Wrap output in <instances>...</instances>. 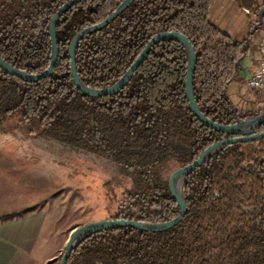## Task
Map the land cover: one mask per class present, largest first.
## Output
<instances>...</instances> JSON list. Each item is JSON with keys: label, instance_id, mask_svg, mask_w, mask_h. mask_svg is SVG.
I'll return each instance as SVG.
<instances>
[{"label": "trees", "instance_id": "1", "mask_svg": "<svg viewBox=\"0 0 264 264\" xmlns=\"http://www.w3.org/2000/svg\"><path fill=\"white\" fill-rule=\"evenodd\" d=\"M69 1L0 0V57L30 75L43 73L51 60V19ZM123 1L82 0L62 15L49 77L28 82L0 68V133L16 119L15 127L28 126L31 135L112 163L131 185L109 219L164 223L180 211L169 190L170 171L237 135L211 129L193 115L186 94L188 52L172 39L152 47L114 95L93 98L75 86L72 38ZM214 2L134 0L108 26L79 41L80 80L92 89L111 87L155 35L178 32L196 53L193 94L200 112L223 126L259 116L264 108L238 110L227 95L229 84L243 83L239 61L252 45L250 37L234 40L210 21ZM182 191L186 213L176 226L94 233L67 264H264V139L224 147L186 176Z\"/></svg>", "mask_w": 264, "mask_h": 264}, {"label": "rangeland", "instance_id": "2", "mask_svg": "<svg viewBox=\"0 0 264 264\" xmlns=\"http://www.w3.org/2000/svg\"><path fill=\"white\" fill-rule=\"evenodd\" d=\"M257 21L264 23L260 17ZM15 125L12 119L9 131L0 133V188L13 193L23 188L48 193L40 197L43 201L38 206L53 205L60 226L66 224L67 239L74 228L113 215L131 185L118 167L91 153L31 135L28 126Z\"/></svg>", "mask_w": 264, "mask_h": 264}, {"label": "crops", "instance_id": "3", "mask_svg": "<svg viewBox=\"0 0 264 264\" xmlns=\"http://www.w3.org/2000/svg\"><path fill=\"white\" fill-rule=\"evenodd\" d=\"M263 8L264 0H215L209 15L210 21L232 39L250 37L252 50L239 62L243 83H231L226 91L241 111L264 108V93L246 85V77L257 70L260 51L264 50V23L257 21ZM43 195L48 193L25 188L13 193L0 188V264H58L67 227L60 226L59 212L52 211L51 203L38 206ZM9 215L14 217L2 219Z\"/></svg>", "mask_w": 264, "mask_h": 264}, {"label": "water", "instance_id": "4", "mask_svg": "<svg viewBox=\"0 0 264 264\" xmlns=\"http://www.w3.org/2000/svg\"><path fill=\"white\" fill-rule=\"evenodd\" d=\"M81 1L82 0H71L69 2H66L51 19L50 28H49L50 39H51V60H50L48 68L43 73L39 75H30L26 71H20V70L15 69L1 57H0V68L4 69L6 72H8L11 75L16 76L28 82H36V81L49 77L55 69L56 61L58 58V48H57V42H56L57 23L66 11H68L70 8L77 5ZM133 2L134 0H124L117 7V9L114 12H112L105 20H103L99 24L90 26L88 28H85L79 31L72 38L70 45H69L68 53L70 57V73H71V77L73 79V83L75 84V86L78 89H80L85 95L89 97H93V98L114 95L120 92L122 89H124L125 86L129 83L133 74L136 72V70L144 62L147 55L150 53L152 47H154L157 43L161 42L162 40L172 39V40H175L181 43L188 52V68H187V74H186V94H187L188 102H189L190 109L193 115L205 126L211 129H214L216 131L222 132V133L235 134L237 135V137L233 139H224L222 141H219L211 145L198 157V159L195 162L183 168L177 169L171 173L169 180H168L169 190H170L172 197L177 201L180 207L179 214L173 220L164 222V223L150 224V223H142V222H137V221L108 219L104 221L89 223L81 227L74 228L71 231L66 241L60 264H67L72 251L80 244L82 240L100 231L116 229V228H121V227H132V228H135L141 231L162 232V231L169 230L172 227L176 226L177 224L180 223V221L182 220V218L184 217L186 213V201L183 197L182 188H183V183H184L186 176L191 171L200 167L208 159H210L214 154H216L218 151H220L221 149H223L224 147L228 145L238 143V142H252V141H260L264 139V132H258L259 127L264 123V113L260 114L257 117L250 118L247 120H239L234 125L223 126V125L214 123L213 121L208 119L206 116H204L200 112L197 106V103L195 101L194 94H193V72H194V68L196 64V53L191 43L189 42V40L184 35L178 32H162V33L155 35L146 44L144 49L141 51V53L138 55V57L133 62V64L130 66V68L126 71V73L111 87L97 90V89L89 88L82 83V81L80 80L78 76L76 64H75V50H76V47L79 41L85 35L97 32L105 28L106 26H108L123 11H125ZM263 16H264V8L261 10L259 14L260 19H262ZM178 181H181L180 190L177 189Z\"/></svg>", "mask_w": 264, "mask_h": 264}, {"label": "built area", "instance_id": "5", "mask_svg": "<svg viewBox=\"0 0 264 264\" xmlns=\"http://www.w3.org/2000/svg\"><path fill=\"white\" fill-rule=\"evenodd\" d=\"M246 85L252 91H264V50L260 51L257 70L246 77Z\"/></svg>", "mask_w": 264, "mask_h": 264}, {"label": "bare ground", "instance_id": "6", "mask_svg": "<svg viewBox=\"0 0 264 264\" xmlns=\"http://www.w3.org/2000/svg\"><path fill=\"white\" fill-rule=\"evenodd\" d=\"M180 187H181V181H178V183H177V189L180 190Z\"/></svg>", "mask_w": 264, "mask_h": 264}]
</instances>
